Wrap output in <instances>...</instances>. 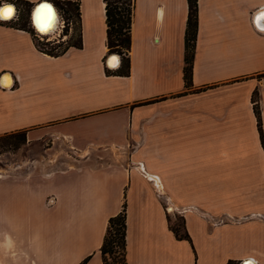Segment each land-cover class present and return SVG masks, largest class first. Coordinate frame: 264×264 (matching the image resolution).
<instances>
[{
    "label": "crops",
    "instance_id": "crops-1",
    "mask_svg": "<svg viewBox=\"0 0 264 264\" xmlns=\"http://www.w3.org/2000/svg\"><path fill=\"white\" fill-rule=\"evenodd\" d=\"M55 1L80 2L82 48L0 22V137L33 156L0 171V264H104L124 209L126 264H264V0H197L188 88L187 0H135L128 75L105 65L104 0Z\"/></svg>",
    "mask_w": 264,
    "mask_h": 264
},
{
    "label": "trees",
    "instance_id": "trees-1",
    "mask_svg": "<svg viewBox=\"0 0 264 264\" xmlns=\"http://www.w3.org/2000/svg\"><path fill=\"white\" fill-rule=\"evenodd\" d=\"M188 1V16L186 22L185 29V38H184V46H185V67H184V81L185 87H190L191 85V65L194 56V47L196 40V32H197V0H187ZM57 7L65 12V14L72 13L74 17L79 19L81 18L80 13V2L76 1H57ZM105 9H106V22H107V47L109 48V53H118L123 56L122 65L120 68V73L122 75H128L130 72V59L127 56L128 52L131 49L132 38H131V29H132V20H133V9L135 0H104ZM21 6V13H23L24 7L32 6L28 2H24ZM20 13V14H21ZM69 18H71L69 16ZM21 21V18L19 16ZM23 20V18H22ZM19 21V20H18ZM17 21V22H18ZM29 22H25L22 25L16 23L15 26L20 29H25L31 34H34L28 27ZM83 40H82V32L80 31L78 38H72L69 43L66 45H59L57 47H53L50 49H44L40 47L37 43V47L40 51L58 57L63 55L68 49L71 47L82 48ZM256 96V93H255ZM254 112L257 118V127L260 132V137L262 140V144L264 145V139L261 130V119L259 113V107L256 103V100H253ZM178 223L176 227L171 225L170 218L169 228L175 235V237L179 240H188L189 236L185 230L184 220L182 217L178 218ZM179 227L182 229V233L179 231ZM126 211L120 213L119 215L110 218L109 225L107 228L106 236L104 239V244L101 248V252L104 258V264H109L107 256L111 253H117L119 259L115 261L116 264H126ZM118 248V252H114L115 248Z\"/></svg>",
    "mask_w": 264,
    "mask_h": 264
},
{
    "label": "rangeland",
    "instance_id": "rangeland-1",
    "mask_svg": "<svg viewBox=\"0 0 264 264\" xmlns=\"http://www.w3.org/2000/svg\"><path fill=\"white\" fill-rule=\"evenodd\" d=\"M52 2H57L55 0H50ZM63 2V1H61ZM57 7V3H54ZM33 8L32 6H25L24 9H23V13H21L19 16L21 18V21L19 19L18 22L16 23H19V24H23L25 22H29L28 23V27H30V30H33L32 32L34 34H32L34 36V39H35V42H36V45L38 43V45L44 49H50V48H53V47H57L59 46L60 44L61 45H66L67 43H69L71 41L72 38H78L79 37V34H80V31H81V23H80V20L75 18L74 17V14H72L71 12L68 13V14H65V12L61 11L58 7V12H59V22H58V26L57 28H55V30L53 31V33H61V30H63V34H62V37L63 35H67V39H65L66 41L63 42L61 39L62 37H53V36H50V38H43V40L41 39H38L37 36H36V29L34 28L33 24H32V19H31V15H32V11H33ZM134 8H135V4H134ZM134 10V9H133ZM69 16L71 18H69ZM23 18V20H22ZM63 19L65 20V29H63V20H60ZM67 21H71L73 23L72 26H69L68 25V22ZM59 31V32H58ZM58 40L60 42H58ZM113 55H116L117 58H119L118 60L119 61H122L123 60V56L118 54V53H108L107 57H106V60H105V65L108 69H115L117 67L115 66H112L111 65V61L108 62V59L110 56H113ZM128 56V55H127ZM109 63H110V66H109ZM120 63V62H119ZM192 66V65H191ZM185 67V66H184ZM256 96L253 97V100H256ZM24 141H25V135L24 133H15V134H8V135H5V136H1L0 137V171H4L3 169H6L7 166H11V167H14L15 165H18V164H24L25 162H27L29 160V158H33L32 156V153L29 154V150L28 148H24L23 149V144H24ZM46 147L49 148H53V147H56V148H59L58 145H55V143L51 140H47L46 142ZM32 149V148H31ZM32 152V151H31ZM54 152V150H53ZM39 156V155H38ZM40 158L42 157V155L39 156ZM30 158V159H31ZM168 209V213H173V210L170 209V207H167ZM169 218L171 220V225L173 227H176V224L178 223V218H180V216L176 215V214H171L169 215ZM179 232L182 233V229L181 227H179ZM119 249L116 247L114 249V252H118ZM107 259H108V263L109 264H116L115 261L119 259L118 257V254L117 253H111L110 255L107 256Z\"/></svg>",
    "mask_w": 264,
    "mask_h": 264
},
{
    "label": "water",
    "instance_id": "water-1",
    "mask_svg": "<svg viewBox=\"0 0 264 264\" xmlns=\"http://www.w3.org/2000/svg\"><path fill=\"white\" fill-rule=\"evenodd\" d=\"M7 7H9L11 9L14 6L8 5ZM34 7L35 8L33 9L31 19H32L33 26L39 32L42 33V31H45L48 29L50 31H52V28L54 26H55V28H57L58 22H59V12H58V9L56 8V6L54 5V2H52L50 0H42V1L38 2ZM2 16L4 17L3 13H2ZM113 58H114V56H113ZM113 58H111L110 61ZM118 65H119V60L117 58V64L115 65V67ZM240 264H254V262H252L250 260H245V261L241 262Z\"/></svg>",
    "mask_w": 264,
    "mask_h": 264
},
{
    "label": "built area",
    "instance_id": "built-area-1",
    "mask_svg": "<svg viewBox=\"0 0 264 264\" xmlns=\"http://www.w3.org/2000/svg\"><path fill=\"white\" fill-rule=\"evenodd\" d=\"M8 5H13L14 6V8H15V11H16V13H15V16L14 17H12V19H7V18H5V17H3L2 16V13H0V22H3V23H5V22H17L18 20H19V15H20V13H21V6L18 4V3H15V2H12V3H6V4H4V5H2L1 6V8H0V11L2 10V8L4 9V12H3V14L4 13H6V12H8V10L10 9L9 7H7ZM59 17H60V15H59ZM60 20H63V19H61L60 18ZM63 22V24H62V26L63 25H65V20H63L62 21ZM68 22V25L69 26H72L73 25V23L71 22V21H67ZM35 28V27H34ZM36 29V28H35ZM63 29H65V26H63ZM36 36H37V38L38 39H41V40H43V38H45V37H47V38H50V36H53V37H62V34H63V30H61V33H51V34H44V33H41V32H39L37 29H36ZM59 32V31H58ZM65 39H67V35H63V37H62V41L63 42H65L66 40ZM58 42H60L59 40H58ZM111 58H113V56H110L109 57V59H108V62L110 61V59ZM119 59V58H118ZM120 62V61H119ZM109 66H110V64H109ZM117 67V66H116ZM166 210H167V212H168V209L166 208Z\"/></svg>",
    "mask_w": 264,
    "mask_h": 264
},
{
    "label": "bare ground",
    "instance_id": "bare-ground-1",
    "mask_svg": "<svg viewBox=\"0 0 264 264\" xmlns=\"http://www.w3.org/2000/svg\"><path fill=\"white\" fill-rule=\"evenodd\" d=\"M35 8V7H34ZM33 8V9H34ZM33 12V11H32ZM15 13H16V11H15V9H14V7L13 8H11V9H9L8 10V12H6V13H4V17L5 18H7V19H12V17H14L15 16ZM46 15V14H45ZM262 15H264V14H261V16ZM263 21H264V16H263ZM261 19V20H262ZM56 25V24H55ZM55 30V26L52 28V31H50L49 29L48 30H45V31H42V33H44V34H51V33H53V31ZM114 56V58L111 60V65L112 66H115L116 64H117V58L115 57L116 55H113ZM6 172V171H5ZM170 209L172 210V208L170 207Z\"/></svg>",
    "mask_w": 264,
    "mask_h": 264
}]
</instances>
